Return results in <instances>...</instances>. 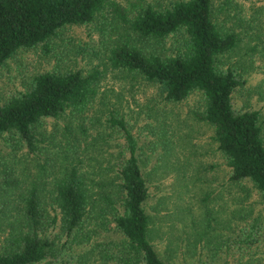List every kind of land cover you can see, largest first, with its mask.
I'll use <instances>...</instances> for the list:
<instances>
[{"label":"trees","instance_id":"1","mask_svg":"<svg viewBox=\"0 0 264 264\" xmlns=\"http://www.w3.org/2000/svg\"><path fill=\"white\" fill-rule=\"evenodd\" d=\"M230 2L0 0V69L18 50L41 46L48 51L64 28L87 25L109 11L116 20L109 65L139 74L168 101L199 92L202 105L195 115L211 127L229 170L228 182L264 195L260 109L234 103L245 78L231 60L245 38L261 36L262 21L231 12ZM179 35L182 39L173 44ZM145 40L155 41L157 48H146ZM100 77L97 68L48 69L0 99V136L13 141L14 151L27 149L16 159L31 158L21 174L12 162L0 166V264H178L169 252L161 255L149 236L148 181L124 115L108 111L107 122L121 131L124 142L102 168L89 165L70 126L99 92ZM60 119L64 138L55 130L47 134L45 122L52 120L55 127ZM46 134L57 137L52 145H43ZM32 159L39 162L28 172ZM250 223L235 241L251 247L237 264H263L255 252L261 232L257 223ZM109 230L123 238L99 239ZM196 260L194 264H209Z\"/></svg>","mask_w":264,"mask_h":264},{"label":"rangeland","instance_id":"2","mask_svg":"<svg viewBox=\"0 0 264 264\" xmlns=\"http://www.w3.org/2000/svg\"><path fill=\"white\" fill-rule=\"evenodd\" d=\"M141 1L167 5L172 0ZM227 8L248 18L255 17L253 22L262 21L258 26L261 36L244 37V46L231 60H235L245 78L234 103L238 107L247 102L260 109L264 137V0H231ZM226 13L223 11L222 15L227 16ZM115 25L113 15L103 10L87 25L64 28L49 42L48 51L41 46L18 50L0 69V99L23 88L37 72L99 69V92L70 126L75 129L77 141L85 147L84 155L91 160L89 165L102 168L124 142L121 131L107 122L108 111L114 108L124 115L137 138V152L148 181L150 197L145 203L150 214L148 233L154 238L157 251L163 256H168L169 252L178 264H194L197 258L209 264H237L251 247L243 248L235 241L254 221L261 232L260 245L255 246V252L264 264V195L228 182L229 170L212 140L211 127L195 115L201 108L202 95L195 92L182 101H168L155 85L139 74L112 68L108 55L112 38L116 36L112 30ZM181 39L179 35L174 43L172 38L168 41L176 44ZM142 45L157 48L153 40H145ZM62 122L60 119L55 127L52 120L45 122L47 134L55 130L57 137L64 138ZM47 134L43 145L49 141L52 145L57 137L52 139ZM12 142L0 136V166L12 162L21 174L26 160L31 158L25 155L16 159L27 149L14 151ZM37 162L32 159L26 171L32 172ZM98 237L104 241L123 238L114 230ZM2 244L0 229V246Z\"/></svg>","mask_w":264,"mask_h":264}]
</instances>
